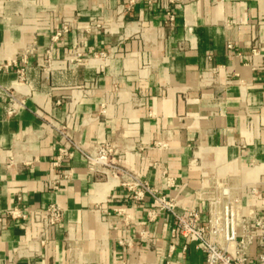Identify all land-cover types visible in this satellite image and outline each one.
Segmentation results:
<instances>
[{"label": "crops", "instance_id": "0c3cea01", "mask_svg": "<svg viewBox=\"0 0 264 264\" xmlns=\"http://www.w3.org/2000/svg\"><path fill=\"white\" fill-rule=\"evenodd\" d=\"M126 2L0 0V264H203L170 214L148 219L137 184L203 220L226 189L245 213L264 211V0ZM65 19L72 29L52 43ZM92 21L105 32L78 45L91 58L69 62ZM5 90L23 103L12 116ZM50 124L85 151L112 146L129 177L100 178L77 152L54 168L65 140ZM17 198L63 208L44 246L35 225L5 219Z\"/></svg>", "mask_w": 264, "mask_h": 264}, {"label": "built area", "instance_id": "2783aa9c", "mask_svg": "<svg viewBox=\"0 0 264 264\" xmlns=\"http://www.w3.org/2000/svg\"><path fill=\"white\" fill-rule=\"evenodd\" d=\"M136 1L127 0L124 8L128 9ZM145 1L151 4L153 0ZM165 16L166 24L172 26L174 15L167 11ZM71 29L72 20H62L60 26L53 32L51 42H57ZM101 30L105 32L103 24L98 21L82 26L79 30V40L69 53V62L83 63L91 58L81 53L80 43L84 42L88 35ZM108 54L109 52H103L98 56L103 58ZM92 57H96L95 54ZM46 58L50 59V52H47ZM7 67L0 66V71ZM4 93L9 100L7 114L12 116L23 103L18 101L11 92L5 90ZM49 126L56 136L65 140V144L58 148L54 157L52 163L54 168H59L64 162L71 161L77 152L84 158L87 169L100 178L108 174L114 178L129 177V174L119 166V156L109 144L102 143L94 146L90 151H85L73 143L65 125L50 124ZM65 179H67V173L55 174L45 182L44 189L57 191ZM121 185L127 186L125 183ZM137 186L141 188L136 194L138 200L143 198L144 193L149 194L152 199L154 210L148 213V219L154 218L155 211L170 214L174 218L173 234L183 241L182 251L185 252L188 246L192 245L202 255L203 264H264V211L250 210L245 213L241 209L240 198L231 196L226 189L221 191L220 198L208 199L207 218L203 220L201 213L194 208H183L178 212L173 200L157 195L145 184H137ZM4 217L11 222H19L22 227L35 225L38 228L35 240L39 246H44L48 233L63 221L64 210L55 203L43 208H23L20 205V198H17L16 204L4 211ZM3 228L4 225L0 227V229ZM15 262L16 259L13 258L8 264H15Z\"/></svg>", "mask_w": 264, "mask_h": 264}]
</instances>
